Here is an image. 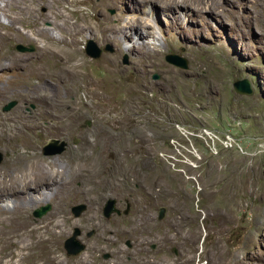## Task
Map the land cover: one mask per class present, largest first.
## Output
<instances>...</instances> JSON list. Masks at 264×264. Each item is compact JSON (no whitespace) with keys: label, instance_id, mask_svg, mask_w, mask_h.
Wrapping results in <instances>:
<instances>
[{"label":"rangeland","instance_id":"rangeland-1","mask_svg":"<svg viewBox=\"0 0 264 264\" xmlns=\"http://www.w3.org/2000/svg\"><path fill=\"white\" fill-rule=\"evenodd\" d=\"M32 1L31 18L16 23L32 38L10 33L9 55L41 66L52 84L77 91L62 93L50 109L16 96L13 86L26 82L0 71V87L12 85L0 95V114H22L35 125L28 130L33 147L26 148L55 158L64 180H72L75 156L84 153L80 144L105 154L101 185L75 181V191L58 192L26 214L40 222L67 214L56 249L61 256L52 264H213L222 251L234 255L232 264H264V0H72L63 11L71 22L83 17L90 29L79 36L82 66L71 82L53 75L65 71V59L51 55L46 39L33 32L65 17L55 0ZM8 11L18 21L19 8ZM0 22L12 28L1 12ZM90 40L102 50L97 59L85 53ZM19 45L34 50L21 52ZM168 54L186 59L188 68L168 63ZM241 80L252 95L234 91ZM15 142L6 148L0 139V175L7 169L20 175L8 165L21 140ZM61 142L63 152L44 154ZM108 199L121 215L103 216ZM45 205L50 211L35 216ZM78 205L86 209L75 217ZM75 228L85 249L74 255L65 241Z\"/></svg>","mask_w":264,"mask_h":264},{"label":"bare ground","instance_id":"bare-ground-1","mask_svg":"<svg viewBox=\"0 0 264 264\" xmlns=\"http://www.w3.org/2000/svg\"><path fill=\"white\" fill-rule=\"evenodd\" d=\"M31 1L1 0L0 2V12L10 20L9 27H12L9 30L6 27L4 29L0 22V26L3 27V31H0V71H10L12 77L23 79L26 82V87L13 86L16 96L43 101L51 109L61 102L65 96L62 93H76L77 90L67 85L52 84V75L44 73L41 66H34L24 62L23 58L9 55L5 43V39L10 33L31 37L21 27L16 26L17 22L27 21L31 18V14H33L30 9ZM71 1L55 0L59 6L58 13L65 18L62 21H57L54 28L40 27L33 30L37 37L46 39L44 47L51 55H63L67 65L65 71L62 69L54 72L53 75L60 79L66 78V81L69 82L80 75L82 63L79 36L90 29V24L83 17L76 22H71V18L65 14V7L70 5ZM11 7L19 8L18 21L9 13L8 9ZM47 16L50 14L48 13ZM144 25L146 28L150 26ZM55 30L61 32V38L58 39L54 36ZM33 76L39 78V84L30 83V78ZM14 82L16 81L14 80ZM11 86L10 84V86L0 87V95L10 93ZM51 113L56 116L64 115V111L60 113L52 111ZM34 126L22 114L14 115V117L0 114V139L5 143V147L12 148L17 139L21 140L19 149L13 152L8 164L12 169L15 167L20 175H16L13 170L8 172L9 169L5 173L1 172L0 175V263L4 264H25L30 258L32 259L31 264H52V262L58 261L61 255L56 249L59 239L66 234L62 228L69 219L67 214L57 212L55 216L48 218L50 220L40 222L27 216V212L52 201L59 195L58 192L70 194L75 191V181H79L81 186L82 183H90L97 187L106 180L105 170L102 167L105 154L85 151V144L79 146V150L84 153L75 156L72 180H64V171L58 170L55 158H42L34 148L32 151L26 148L27 146L33 147L30 143L31 134L28 130L34 129ZM218 256L213 264H232L233 259L235 260L234 255L231 256L230 253L223 251Z\"/></svg>","mask_w":264,"mask_h":264},{"label":"water","instance_id":"water-1","mask_svg":"<svg viewBox=\"0 0 264 264\" xmlns=\"http://www.w3.org/2000/svg\"><path fill=\"white\" fill-rule=\"evenodd\" d=\"M17 49L21 52H32L34 50V47L32 45H29L28 47L19 45V46H17ZM106 51L112 52V48L107 47ZM85 53L90 58L97 59L100 57L102 50L99 49L96 46V44L90 40L87 42ZM165 60L168 63H170V64H172V65H174L180 69H187L188 68V64H187L186 59H184L183 57H180L178 55L168 54L165 56ZM122 63L123 64L128 63L126 57H124ZM154 79H158V76L155 75ZM233 89L236 93H238L240 95H252L253 94V91L250 87V84L246 80H241V81L235 82L233 84ZM12 106H13V103L8 104L5 107V110H8ZM55 146H56V144L53 146L52 145L46 146L44 148V154L45 155H54V154H59V153L63 152L64 148H65V143L61 142L60 146L58 148L53 149ZM1 161H2V155L0 154V162ZM50 208H51L50 205L42 206L40 209H38L34 212V215L37 217H40V216L46 214L48 211H50ZM85 209H86V207L84 205H78V206H75L72 208V213L74 214L75 217H78L83 211H85ZM129 209H130L129 204L126 203V207H125V210L123 211V214L126 215L129 212ZM164 213H165V209L163 207H160L158 210V218L162 219L164 217ZM102 214L105 218H110V216L112 214H116L119 216L122 214V212L116 208V202L114 199H108L106 201L104 208H103ZM92 234H93V232H90L89 237L92 236ZM79 235H80V230L78 228H75L72 236L65 241V249L69 254L75 255V254H77L83 250L84 247L76 241V237ZM126 246L131 247L130 241L126 242ZM103 258L108 259L109 255L106 254L103 256Z\"/></svg>","mask_w":264,"mask_h":264},{"label":"flooded vegetation","instance_id":"flooded-vegetation-1","mask_svg":"<svg viewBox=\"0 0 264 264\" xmlns=\"http://www.w3.org/2000/svg\"><path fill=\"white\" fill-rule=\"evenodd\" d=\"M129 204V203H128ZM129 208H130V204H129ZM130 210V209H129ZM128 247V246H127Z\"/></svg>","mask_w":264,"mask_h":264}]
</instances>
